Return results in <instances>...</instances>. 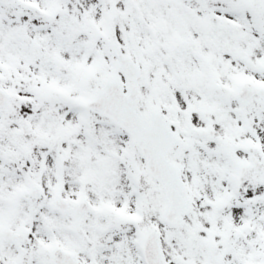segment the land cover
<instances>
[{
	"label": "snow or ice",
	"instance_id": "obj_1",
	"mask_svg": "<svg viewBox=\"0 0 264 264\" xmlns=\"http://www.w3.org/2000/svg\"><path fill=\"white\" fill-rule=\"evenodd\" d=\"M0 264H264V0H0Z\"/></svg>",
	"mask_w": 264,
	"mask_h": 264
}]
</instances>
